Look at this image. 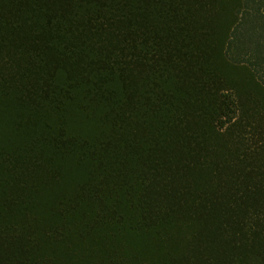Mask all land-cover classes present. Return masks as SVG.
I'll return each instance as SVG.
<instances>
[{
  "label": "trees",
  "instance_id": "obj_1",
  "mask_svg": "<svg viewBox=\"0 0 264 264\" xmlns=\"http://www.w3.org/2000/svg\"><path fill=\"white\" fill-rule=\"evenodd\" d=\"M220 5L0 0V264H264V129L234 131Z\"/></svg>",
  "mask_w": 264,
  "mask_h": 264
},
{
  "label": "rangeland",
  "instance_id": "obj_2",
  "mask_svg": "<svg viewBox=\"0 0 264 264\" xmlns=\"http://www.w3.org/2000/svg\"><path fill=\"white\" fill-rule=\"evenodd\" d=\"M247 5L244 0H221V5L210 15L212 42L223 50L219 66L227 85L225 92L230 91L229 110L241 119L234 128L238 136L264 129V87L255 76H264V0ZM211 7L214 5L209 3L208 9ZM233 8L238 9L232 21L229 15ZM254 11L260 13L248 23L246 13ZM238 22L242 28L234 33ZM80 264H86L84 257Z\"/></svg>",
  "mask_w": 264,
  "mask_h": 264
}]
</instances>
